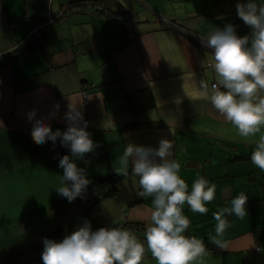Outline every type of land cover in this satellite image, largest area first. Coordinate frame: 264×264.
<instances>
[{"label": "crops", "instance_id": "1", "mask_svg": "<svg viewBox=\"0 0 264 264\" xmlns=\"http://www.w3.org/2000/svg\"><path fill=\"white\" fill-rule=\"evenodd\" d=\"M68 1L0 0V264H43L45 237L60 241L85 221L93 231L118 227L123 217L145 240L142 264H157L145 237L153 197L137 195L131 160L126 176L115 169L129 142L158 147L164 138L173 141L172 158L181 163L189 191L200 177L216 186L207 214L183 206L191 220L186 235L209 249L204 264H264V172L251 162L264 127L241 137L200 87L216 82L207 66L214 50L202 38L229 23L238 35L250 34L236 7L247 0H75L67 16L45 27L36 47L33 16L57 13ZM70 105L83 113L81 124L87 121L97 145L74 158L90 184L102 182L106 189L93 209L80 197L69 202L58 194L64 169L51 141L41 145L31 136L40 119L65 131ZM61 148L71 156L69 147ZM242 191L247 216L226 217L230 227L221 239L227 249L210 243L213 213L230 207Z\"/></svg>", "mask_w": 264, "mask_h": 264}, {"label": "clouds", "instance_id": "2", "mask_svg": "<svg viewBox=\"0 0 264 264\" xmlns=\"http://www.w3.org/2000/svg\"><path fill=\"white\" fill-rule=\"evenodd\" d=\"M236 7L238 17L251 33L238 35L236 26L229 23L222 29L215 27L202 38V43L214 50L207 66L214 70L216 82L209 89L201 81L200 87L202 98L247 140L264 127V4L247 0ZM34 117L35 110L29 113V120ZM65 119L69 126L63 132L53 131L44 119L36 120L31 136L37 144L60 139L62 145L70 148L71 156L64 155L59 161L64 173L56 190L72 202L90 184L85 169L78 167L74 158L83 159L97 145L87 131V121L81 124L83 113L77 106L70 105ZM173 148V141L167 138L161 139L158 147L129 142L118 157L120 167L115 170L126 176L131 160L132 173L139 178L137 195L153 197L145 237L147 250L157 264H204L209 249L203 239L186 235L191 220L184 214L183 206L187 204L192 212L207 214V204L215 199L216 186L200 177L189 191L179 174L181 163L172 158ZM251 162L264 172V134L256 141ZM247 201L248 196L242 191L232 198L230 207L213 213L216 234H209L210 243L227 249L221 239L230 227L226 217L235 215L244 220ZM43 244V264H142L146 251L145 242L130 230L100 227L93 231L90 221L60 241L45 237Z\"/></svg>", "mask_w": 264, "mask_h": 264}, {"label": "built area", "instance_id": "3", "mask_svg": "<svg viewBox=\"0 0 264 264\" xmlns=\"http://www.w3.org/2000/svg\"><path fill=\"white\" fill-rule=\"evenodd\" d=\"M135 1H138V0H135ZM66 8H67V6H64L59 12L54 13V14H47L46 16H43V17H34L33 16V28L31 31V37L34 40L36 47L40 46L43 43L42 32L45 29V27L48 26L49 24L53 23V22H56L60 19H63L66 15L65 14ZM98 8H99V10H101L102 5L99 4ZM32 15L33 14H31V16ZM164 19L166 20V18H164ZM166 21L169 22L168 20H166ZM171 24L177 26L176 24H173L172 22H171ZM177 27H179V26H177ZM129 36H132V34H129ZM82 93H83V96L86 98V96H87L86 92L83 91ZM50 146H51V149L54 153L55 159L60 161V159L63 157L60 139H57V141H55V142L51 141ZM101 197H102V195L98 194V188H97L96 183L89 184L85 193L82 196H80V198L83 199L86 207L89 209L90 208L93 209L92 208L93 204ZM118 227L128 229L132 233H135L139 229V226L129 225L126 217H123V219L120 222V224L118 225ZM145 232H146V230H145ZM141 240L145 242L144 238H141Z\"/></svg>", "mask_w": 264, "mask_h": 264}, {"label": "trees", "instance_id": "4", "mask_svg": "<svg viewBox=\"0 0 264 264\" xmlns=\"http://www.w3.org/2000/svg\"><path fill=\"white\" fill-rule=\"evenodd\" d=\"M98 0H96V2H97ZM75 2V0H72L71 1V3H74ZM66 15L65 16H67V14L68 13H65ZM112 177H108L107 179H105L104 181H106V182H109L110 181V179H111ZM102 183V182H101ZM101 183H96L97 184V188H98V194H100V195H102V197L104 196V194H105V191H106V189H105V187L103 186V184H101ZM107 188H108V191H110L109 193H108V195L111 193V195H114V193H113V188H109V186H107ZM106 196V195H105ZM42 258V257H41Z\"/></svg>", "mask_w": 264, "mask_h": 264}, {"label": "bare ground", "instance_id": "5", "mask_svg": "<svg viewBox=\"0 0 264 264\" xmlns=\"http://www.w3.org/2000/svg\"><path fill=\"white\" fill-rule=\"evenodd\" d=\"M71 1H72V0H69L68 3L65 4V6H67V8H66V13L68 12V9H69L70 7L73 6L72 4H74V3H71ZM92 1L96 2V0H92ZM97 2H99V1H97ZM97 2H96V3H97ZM98 5H99V4H98Z\"/></svg>", "mask_w": 264, "mask_h": 264}]
</instances>
